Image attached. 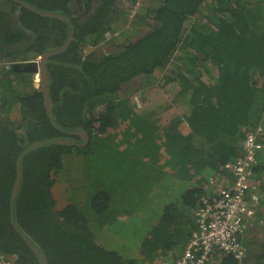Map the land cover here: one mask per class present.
<instances>
[{"label":"trees","instance_id":"obj_1","mask_svg":"<svg viewBox=\"0 0 264 264\" xmlns=\"http://www.w3.org/2000/svg\"><path fill=\"white\" fill-rule=\"evenodd\" d=\"M118 3L0 0V255L13 258L14 264H43L24 236L48 264H162L176 259L197 230L195 212L202 198H215L210 178L217 175L220 185L225 183V165L243 155V143L252 133L262 145L253 181L264 195V0H155L133 22L134 30L146 29L121 45L115 37L107 39L117 32ZM72 29L67 51L47 62L52 120L42 87H35L34 74L23 68L62 47ZM102 45L114 46L116 52L100 57L88 52ZM133 80L141 83L142 108L131 101L135 92L125 88ZM21 82L29 91L16 94ZM173 90L168 100L165 92ZM76 131L89 134L86 147L53 141L81 144ZM112 143L118 149L137 144L132 167L151 169L158 188L170 192L192 184L148 228L133 258L101 245L77 204L59 210L52 192L74 157L108 147L111 153L116 150ZM18 160L22 177L11 210ZM116 192L121 191L99 187L90 195L98 220L131 215L123 206L114 209ZM121 193L127 200L135 191ZM261 204L257 213L264 222ZM246 242L252 264H264V242L261 253L255 243ZM217 257L220 264H248L222 252L213 253L207 264Z\"/></svg>","mask_w":264,"mask_h":264},{"label":"rangeland","instance_id":"obj_2","mask_svg":"<svg viewBox=\"0 0 264 264\" xmlns=\"http://www.w3.org/2000/svg\"><path fill=\"white\" fill-rule=\"evenodd\" d=\"M118 5L122 13L117 16V32L116 34L108 33L107 39L115 37L114 43L121 45L122 43H126L127 39L128 41L136 40L146 29L143 27L141 30L139 28L138 30H134L133 22L135 20L139 21L138 13L144 12L149 6H155V0H141L137 4H132L126 0H119ZM89 51H93L96 56L100 57L103 54L116 52V48L114 46L102 45L98 48L89 49ZM173 66L171 65V67ZM36 79L35 77L34 83L39 86L41 81ZM138 86L140 87L141 83L133 80L125 88L131 92H135L131 97V101L133 103L137 101L139 103L138 108H142L141 96H143V93L138 90ZM26 90L27 92L29 91L28 84L21 82L13 91L17 94ZM174 92L175 90L165 92L168 100L174 96ZM13 116L15 120H20L17 111L13 113ZM112 145L116 147L113 143ZM136 148L137 144L133 145L132 149H118L116 147V150L110 153V148L108 147V149L105 148L103 153L97 151L88 157H74L76 159L73 160V164H69L71 169H66L60 174L52 191L53 197L57 202V209H63L69 204H77L80 211L89 220L93 234L101 245L110 250H119L117 252L121 251L122 254H126V256L132 258L134 257L133 255H137L134 252L136 251L137 253V248H140L146 231L163 215L165 207L177 204L183 194L192 186L191 183L185 182L181 187L173 189L170 192L166 188H158L156 182L157 176L153 174L151 169L143 170L142 168H137L135 170L132 167L136 164L138 154ZM140 151H144L141 144ZM70 159L72 157L68 158V161ZM72 187L75 188L71 189ZM99 187L103 189L117 187L121 192H125L126 194L135 191L129 198H126L127 200L123 198L125 200L123 205L121 203L123 201V193L116 192V196L114 197V209L117 206H123L125 211H131L129 218L122 217V213H120L115 219H108L106 217L100 220L97 219L98 216L94 213L89 198ZM256 191L260 196L261 202V199H264V195L261 194L260 189ZM135 198H138L137 202ZM262 202V204L260 203L261 207L264 206V201ZM255 217L248 222V228L244 236L245 247H247L246 250L248 251V244L246 242L248 238L250 242L255 243L256 250L258 248L257 252L261 253V244L264 242V222L257 212ZM118 219L122 220L118 221ZM258 221L259 225H257ZM249 255L248 251L244 259L245 261L248 260V264H252L253 260ZM155 264L160 263L156 262ZM211 264H220L219 258H214Z\"/></svg>","mask_w":264,"mask_h":264},{"label":"built area","instance_id":"obj_3","mask_svg":"<svg viewBox=\"0 0 264 264\" xmlns=\"http://www.w3.org/2000/svg\"><path fill=\"white\" fill-rule=\"evenodd\" d=\"M257 135L249 134L243 143V155L225 165L229 176L224 184L220 185L217 175L210 178V187L216 189L215 198H202L195 212L197 230L181 255L162 264H207L216 252L233 255L238 260L245 258L247 250L242 239L260 205L258 187L253 181L258 165L257 152L262 150ZM0 264H14V259L0 255Z\"/></svg>","mask_w":264,"mask_h":264},{"label":"water","instance_id":"obj_4","mask_svg":"<svg viewBox=\"0 0 264 264\" xmlns=\"http://www.w3.org/2000/svg\"><path fill=\"white\" fill-rule=\"evenodd\" d=\"M16 1V0H15ZM23 6H25L26 8L36 11L39 14H42L44 16H47L46 13H43L41 11H38L35 7L30 6L26 3H21ZM74 40V29H72V33L69 37V39L64 43V45L62 47H60L57 50L51 51L49 53H45L41 59L39 61H34L29 63L28 65H26L23 68L24 72L27 73H32V74H38L40 77V86L42 87V91L44 93V98H45V107L48 111V115L50 117V119L53 120V110H54V102H53V98L50 96L49 91L46 90V87L49 84V74H48V69H47V62L50 59V57L52 56H57V55H61L64 52L67 51L70 43ZM15 71L19 70V67H16L14 69ZM57 128L58 126L55 125ZM73 135L75 136H79L83 143L78 144L74 141H65L62 138H57L54 139V142H66L68 145H72V146H77V147H86L88 141H89V134L87 132H81V131H76L73 132ZM43 144H47V142L43 143ZM40 146L38 145H34L33 147H38ZM21 166H20V160L17 161V177H16V181L14 183L13 189H12V194H11V199H10V207L11 210H13V207L15 205V201L17 198V194H18V190L20 188V183H21ZM13 216H12V221H13ZM20 233V230H17ZM26 240V243L30 246V248L38 255V257L41 259V261L43 262V264H48V261L45 257L44 254H42L36 247H34V245L24 236L23 237ZM19 260V259H18Z\"/></svg>","mask_w":264,"mask_h":264},{"label":"clouds","instance_id":"obj_5","mask_svg":"<svg viewBox=\"0 0 264 264\" xmlns=\"http://www.w3.org/2000/svg\"><path fill=\"white\" fill-rule=\"evenodd\" d=\"M38 61H39V60H38ZM8 66H9V68H7ZM10 68H11V65H10V64H7V65H6V69L9 70ZM35 77H36V78H39V81H40V77H39L38 74H34V76H33L34 80H35ZM36 80H37V79H36ZM40 83H41V82H40ZM34 85H35V87H39V86H40V85L37 86V84H35V83H34Z\"/></svg>","mask_w":264,"mask_h":264}]
</instances>
